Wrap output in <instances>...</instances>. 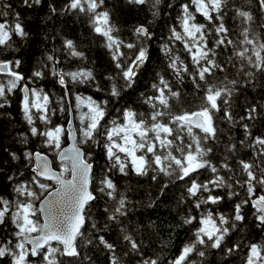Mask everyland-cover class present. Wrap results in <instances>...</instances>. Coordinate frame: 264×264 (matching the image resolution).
Masks as SVG:
<instances>
[{
    "label": "snow or ice",
    "instance_id": "6c2138e0",
    "mask_svg": "<svg viewBox=\"0 0 264 264\" xmlns=\"http://www.w3.org/2000/svg\"><path fill=\"white\" fill-rule=\"evenodd\" d=\"M164 3L126 0L150 14L127 35L108 0L0 5V123L19 146L0 144V264H264V0L167 3L154 50Z\"/></svg>",
    "mask_w": 264,
    "mask_h": 264
},
{
    "label": "trees",
    "instance_id": "16d2710c",
    "mask_svg": "<svg viewBox=\"0 0 264 264\" xmlns=\"http://www.w3.org/2000/svg\"><path fill=\"white\" fill-rule=\"evenodd\" d=\"M177 0H165V3L162 5L163 8V14L158 17L154 24H153V31L157 33V43L153 44V49H158L159 47V39L161 37V33L164 35L167 34V26L172 25L175 22V17L177 14V9L173 7L172 9H169L167 7V3H173L175 4ZM238 4H242L243 0H236ZM4 3H11L13 7L17 6V0H0V5ZM108 3L110 5L115 6V11H114V17L119 21L121 25V29L125 32V35H127L128 29L136 22H143L145 18H150V14L147 9V5L142 6L140 8H129L126 5V0H108ZM253 8H255V5H252ZM2 10V9H0ZM30 27L34 28L35 27V22H29ZM67 30L68 33L77 40L78 43L81 44V47L85 51L88 61L85 62L86 66L89 67H95L97 73L102 72L104 67L109 66L108 65V56L106 55L104 49H102L98 42L93 41L91 37H88L86 35V29H81L80 27L76 25H72L70 22L67 25ZM179 49L182 51V46H179ZM21 57L25 59V65L21 68V71L26 70L27 68V61L30 57H35L39 55V50L38 46L34 42H30L29 46L27 47H22L21 52L19 53ZM155 55H161L159 53L154 52ZM91 62H95L94 64ZM153 63H159L158 60H153ZM3 80V75L0 74V82ZM145 82V77L144 74H141V80L140 84H143ZM143 88L139 87L135 92L129 93V103H132L133 100L136 99L138 96L139 92L142 91ZM77 91L84 95H92L95 99H103L104 94L103 93H98L95 92L94 89L86 87V86H80ZM197 101L191 97L187 96L185 97V104L183 105L184 107L187 108H192L195 106ZM9 111L12 112L13 116L15 117V120L18 122L19 121V114L17 112V101L14 98L12 100L11 106L8 109ZM115 112V109H111L109 115L111 116ZM66 119V115H65ZM0 121H3V117H0ZM78 123V122H77ZM10 128L12 127L11 125L9 126ZM15 130H23L22 127L17 123L16 129ZM6 130L3 127V124L0 123V144L3 145H10L12 147H19L18 145L10 144V141L5 138L4 132ZM14 134V132H13ZM3 157V153L0 152V158ZM96 161L100 164L103 163L102 160H100L99 156L95 157ZM123 182L122 179L117 176V183ZM130 183H135V178H131L129 180ZM137 198V197H133ZM157 215H160L161 218H166L167 217V211L166 210H160ZM5 233L3 231H0V239L4 237ZM185 233L181 231L179 233V236L172 242L170 245L171 251L176 250V246L178 245L179 241L184 237ZM240 259H241V254H237L234 257V264H240Z\"/></svg>",
    "mask_w": 264,
    "mask_h": 264
}]
</instances>
